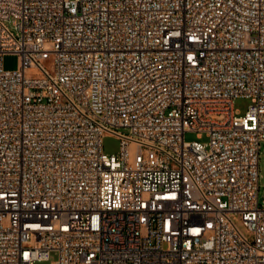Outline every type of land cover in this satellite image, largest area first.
<instances>
[{
  "label": "built area",
  "instance_id": "2783aa9c",
  "mask_svg": "<svg viewBox=\"0 0 264 264\" xmlns=\"http://www.w3.org/2000/svg\"><path fill=\"white\" fill-rule=\"evenodd\" d=\"M263 142L264 0H0V264H264Z\"/></svg>",
  "mask_w": 264,
  "mask_h": 264
},
{
  "label": "rangeland",
  "instance_id": "374dc122",
  "mask_svg": "<svg viewBox=\"0 0 264 264\" xmlns=\"http://www.w3.org/2000/svg\"><path fill=\"white\" fill-rule=\"evenodd\" d=\"M19 65V55L15 53H9L4 56V67L6 69H15ZM251 103V99L245 96L237 97L235 100V108L236 112L239 115H244L249 108ZM185 139L187 141L192 140H200V141H207L208 138L205 133L200 134L196 131H187L185 132ZM121 147V140L113 135V134H106L103 138V149L106 153H118ZM260 190H259V200L260 203L264 204V142L261 148V159H260ZM234 220L239 225L241 230L250 238H253V234L249 231L247 226L244 225L241 216L238 214L233 215ZM57 258V254L55 252L52 253V260ZM36 264H51V260L49 261H38Z\"/></svg>",
  "mask_w": 264,
  "mask_h": 264
}]
</instances>
